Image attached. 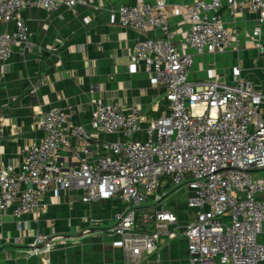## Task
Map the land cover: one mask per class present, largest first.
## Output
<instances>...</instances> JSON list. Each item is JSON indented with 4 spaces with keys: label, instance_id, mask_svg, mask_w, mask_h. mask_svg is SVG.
Instances as JSON below:
<instances>
[{
    "label": "built area",
    "instance_id": "built-area-1",
    "mask_svg": "<svg viewBox=\"0 0 264 264\" xmlns=\"http://www.w3.org/2000/svg\"><path fill=\"white\" fill-rule=\"evenodd\" d=\"M79 0H0V63H8L17 47L28 49L29 27L21 16L27 5L48 12L64 6L74 10ZM228 9L235 23L243 9L264 12V0H194L184 7L190 26L184 43L171 31L167 0H136L117 9L123 27L145 37L132 47L130 69L139 67L154 85L167 90L169 113L150 121L137 110L125 113L119 103L91 100V123L96 132L121 134L123 139L102 141L95 161L83 159L64 167L61 149L82 143L78 156L93 138L84 125H72L68 109L43 112L40 141L24 149L19 167L0 168V215L17 217L42 208V197L79 189L92 203L119 199L122 203L110 228L120 238L124 264H144L163 238L184 237L188 264L264 263V182L253 171L264 169V91L246 78L239 65L233 80L214 77L203 84L190 78L194 55L240 48L237 28L226 26L220 12ZM158 31V33H157ZM143 132L144 137L134 138ZM172 188L186 187L191 214L181 222L176 212L160 205ZM152 198L154 206L143 210ZM57 237L37 233L28 255L50 254ZM62 243L65 240L61 239Z\"/></svg>",
    "mask_w": 264,
    "mask_h": 264
},
{
    "label": "crops",
    "instance_id": "crops-1",
    "mask_svg": "<svg viewBox=\"0 0 264 264\" xmlns=\"http://www.w3.org/2000/svg\"><path fill=\"white\" fill-rule=\"evenodd\" d=\"M135 1L79 0L74 10L62 6L54 12L29 4L21 11L31 46L17 47L8 63H0V168L21 165L24 149L43 138L40 115L52 107L68 109L72 125H84L94 134L85 146L86 154L74 153L82 149L77 142L60 150L58 160L66 168L82 158L97 160L102 152L97 146L100 142L123 139L121 134L96 132L91 123L92 99L119 103L125 113L137 110L144 125L169 113L166 88L152 84L142 66L135 72L130 69L133 43L145 34L123 27L117 9ZM193 1L167 0L171 31L181 45L190 26L184 7ZM220 14L227 27L238 29L240 48L218 53L186 49L194 55L191 80L203 84L217 77L231 82L233 67L239 65L243 75L264 91V12L243 9L235 23L228 9ZM0 28L12 29L13 25ZM143 137V132L134 135ZM253 176L264 182V169L253 171ZM165 188L169 194L160 205L176 209L184 222L190 210L186 204L176 206L172 188ZM122 206L119 199L85 203L82 191L72 189L58 198L46 193L38 211L20 217L11 210L1 214L0 264H124L120 238L110 231ZM153 206L150 198L143 210ZM37 233L60 242L50 254L28 255L26 250ZM144 264H188L187 241L163 238Z\"/></svg>",
    "mask_w": 264,
    "mask_h": 264
},
{
    "label": "rangeland",
    "instance_id": "rangeland-1",
    "mask_svg": "<svg viewBox=\"0 0 264 264\" xmlns=\"http://www.w3.org/2000/svg\"><path fill=\"white\" fill-rule=\"evenodd\" d=\"M170 193L171 199L174 201L176 206L186 204L187 197L189 196V191L185 187L173 186Z\"/></svg>",
    "mask_w": 264,
    "mask_h": 264
}]
</instances>
